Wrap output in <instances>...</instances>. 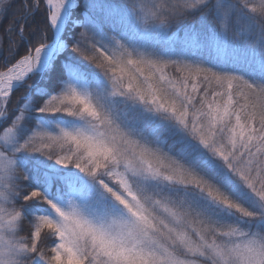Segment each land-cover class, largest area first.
<instances>
[{
    "label": "snow or ice",
    "instance_id": "snow-or-ice-1",
    "mask_svg": "<svg viewBox=\"0 0 264 264\" xmlns=\"http://www.w3.org/2000/svg\"><path fill=\"white\" fill-rule=\"evenodd\" d=\"M0 25V264H264V0Z\"/></svg>",
    "mask_w": 264,
    "mask_h": 264
},
{
    "label": "trees",
    "instance_id": "trees-1",
    "mask_svg": "<svg viewBox=\"0 0 264 264\" xmlns=\"http://www.w3.org/2000/svg\"><path fill=\"white\" fill-rule=\"evenodd\" d=\"M2 27H3V26H2V25H0V30H2Z\"/></svg>",
    "mask_w": 264,
    "mask_h": 264
}]
</instances>
